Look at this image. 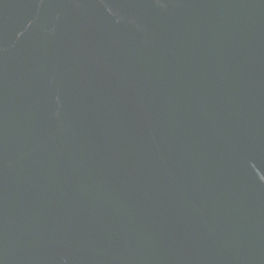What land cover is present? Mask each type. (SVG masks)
Masks as SVG:
<instances>
[{
	"label": "water",
	"instance_id": "95a60500",
	"mask_svg": "<svg viewBox=\"0 0 264 264\" xmlns=\"http://www.w3.org/2000/svg\"><path fill=\"white\" fill-rule=\"evenodd\" d=\"M0 264H264V0H0Z\"/></svg>",
	"mask_w": 264,
	"mask_h": 264
}]
</instances>
